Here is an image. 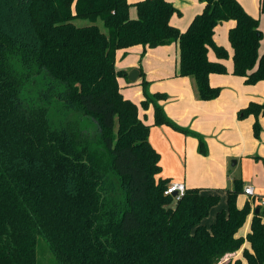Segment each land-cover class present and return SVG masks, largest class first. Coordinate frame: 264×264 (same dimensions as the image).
Segmentation results:
<instances>
[{
  "label": "trees",
  "instance_id": "1",
  "mask_svg": "<svg viewBox=\"0 0 264 264\" xmlns=\"http://www.w3.org/2000/svg\"><path fill=\"white\" fill-rule=\"evenodd\" d=\"M200 2L202 11L180 31L169 22L176 9L167 0H0V264H38L41 240L58 264H217L244 241V261L225 264H264L259 205L246 238L236 235L252 203L237 207L239 181L210 226L202 220L218 193L186 188L177 201L164 195L169 179L157 177L150 127L117 81L126 76L115 68L118 49L175 42L178 75L194 79L200 99L217 97L208 76L226 69L207 53L227 57L213 33L230 19L232 74L246 84L264 80L258 18L237 0ZM146 83L142 105H153L154 124L196 137L205 153L204 138L172 122L158 103L165 95L149 94ZM250 114L258 136L264 100L238 112Z\"/></svg>",
  "mask_w": 264,
  "mask_h": 264
},
{
  "label": "crops",
  "instance_id": "2",
  "mask_svg": "<svg viewBox=\"0 0 264 264\" xmlns=\"http://www.w3.org/2000/svg\"><path fill=\"white\" fill-rule=\"evenodd\" d=\"M136 1L139 0H128L130 3ZM167 1L176 9L169 22L180 31H184L192 18L203 9V3L200 0ZM237 1L249 15L256 18L257 13L254 6L248 4L246 0ZM259 3L260 0L257 2L259 14L264 16V13L260 11ZM129 16L134 18L136 10L130 7ZM234 24V20L230 19L223 21L214 28V42L224 47L231 58L220 60L212 48L208 49V59L222 62L226 69V73L209 74V84L220 88L219 95L210 100H202L198 97L195 81L192 77L178 75L179 54L178 45L175 42L152 48L138 44L128 49H118L115 54L116 70H122L126 73V76L117 79L120 92L124 98L137 105L138 117L150 127L148 140L159 153L160 173L157 177L170 176L169 181L183 182L186 188H199L204 194L218 193L220 200L223 198L226 200L227 196L226 189L215 187L216 185H222L221 182L224 179L222 178L223 171L219 172L215 164L210 165V161L214 160L215 157L214 148L216 146L213 138H218L219 141H224L227 145L218 147V149H221V162H219L221 170L230 158L241 160L252 157L264 160V115L259 117L260 131L258 136L253 133L254 115L250 114L244 118L238 117L239 110L246 107L249 102H263L264 80L255 84H246L242 76L232 74L233 50L228 41V36L226 39L224 34L228 35V30ZM259 28L262 30L260 21ZM262 38L258 47L259 54L264 52V49L260 47ZM121 54L123 61L119 60ZM127 55L130 56L127 58ZM134 68L138 69L139 74L136 80L131 82L127 79V74ZM143 78L147 81L145 89L149 94L160 93L165 95V98L159 100L158 103L161 104L164 113L172 122L180 128H185L204 137L210 153L208 156L195 157L196 154L193 152L198 146L196 137L185 134L166 124H154L153 105L151 103L147 106L142 105L144 94L141 81ZM192 158H195V162L189 165L188 162ZM237 162L236 159L232 161V164L236 165ZM174 166L176 167L175 170L169 169L167 171L166 167ZM245 185L248 184L244 183L243 187ZM253 188L255 193L253 199H255L259 187L253 186ZM226 207L227 202L220 207L213 206L202 222L206 226H210L214 222L217 212L226 209ZM248 216V220L251 221L252 214L250 213ZM244 247H249L247 241H244L239 250L224 255L225 260L234 257L233 260L240 258L244 261L242 258Z\"/></svg>",
  "mask_w": 264,
  "mask_h": 264
},
{
  "label": "rangeland",
  "instance_id": "3",
  "mask_svg": "<svg viewBox=\"0 0 264 264\" xmlns=\"http://www.w3.org/2000/svg\"><path fill=\"white\" fill-rule=\"evenodd\" d=\"M246 1L248 4L254 6L256 9V13H257L256 18H259L261 29L263 32V38H262V42H261L260 47L262 49H264V16L259 14L258 4H257L258 0H246ZM131 8H133L135 10V7L133 5L131 6ZM74 23L76 25H85V24H89V21L85 20V19H77L74 21ZM97 24L101 28V30H103V31L106 30L101 21H97ZM224 37L227 39V34L226 35L224 34ZM129 56L130 55H127L126 57L128 58ZM121 57H122V54H121L119 60L123 61V59H121ZM126 57H124V58H126ZM226 58H228V60H229V58H231L230 56H228V53H227ZM141 65H143V63H141ZM213 139H214V145L216 146L214 148L215 149V153H214L215 154V157H214L215 161L214 160L210 161V165L213 166L215 164L218 167L219 172L223 171L222 172V178L224 179L223 181L219 180V181H222L221 182V183H223L222 185H216L215 187L219 188V189H224V190L225 189L231 190V189L235 188V183L237 181H239L242 185L244 183H246L250 186H255L256 188L259 187V188H257L255 199H253L252 197L246 196L243 193L238 194L236 197V205H237V207L242 208L244 206L246 200H249L250 202H252L251 203V212H250L251 214L253 213V208L257 205H259L261 207L262 211L264 212V203L262 204V201L264 202V160H262L261 158L257 159V158H252V157H247V158L241 159V160H238V158H230L228 161H226L223 169L221 170V168L219 167V162H221V160H220L221 149H218V147L220 145L225 146L226 142L219 141L218 138H213ZM208 151H209L208 146H206V152L201 153L198 150V146H197L196 150L193 153L196 154V156H195L196 158H197V156L206 157L210 154ZM236 159L238 162L236 165H233L232 161H234ZM194 162H195V158H192L191 161L188 162V164L192 165ZM175 166L170 167V168L166 167V169H167V171L169 169L175 170L176 169ZM169 177L170 176H166L164 179H170ZM171 180H174V179H171ZM226 202L227 201L225 200V198H223V199L219 200V202L216 204V207H220L222 205H225ZM248 217L249 216H247V220H245L243 225L237 231V235L239 237L244 238V239L246 238L248 228H249V223H250V220H248ZM233 259H234V257H231L230 261ZM37 261H38V264H58L57 261L55 260L54 256L48 250L47 245L42 240L39 242L38 247H37ZM228 261L229 260H225V256H223L217 264H225Z\"/></svg>",
  "mask_w": 264,
  "mask_h": 264
},
{
  "label": "built area",
  "instance_id": "4",
  "mask_svg": "<svg viewBox=\"0 0 264 264\" xmlns=\"http://www.w3.org/2000/svg\"><path fill=\"white\" fill-rule=\"evenodd\" d=\"M185 189H186V187L183 184V182L169 181L166 185L165 190H164V195H171V196H173L174 200L177 201L184 194ZM242 193L244 195L252 197V198L255 196L254 188H253V186H250V185H245L243 187Z\"/></svg>",
  "mask_w": 264,
  "mask_h": 264
},
{
  "label": "water",
  "instance_id": "5",
  "mask_svg": "<svg viewBox=\"0 0 264 264\" xmlns=\"http://www.w3.org/2000/svg\"><path fill=\"white\" fill-rule=\"evenodd\" d=\"M138 69L134 68L132 70H130L127 74V79L131 82L135 81L136 78L138 77ZM234 163V162H233ZM255 213H258L259 212V208L256 207L255 210H254Z\"/></svg>",
  "mask_w": 264,
  "mask_h": 264
}]
</instances>
